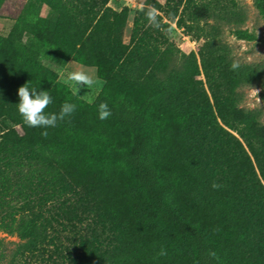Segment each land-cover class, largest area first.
I'll return each mask as SVG.
<instances>
[{"label": "trees", "instance_id": "obj_1", "mask_svg": "<svg viewBox=\"0 0 264 264\" xmlns=\"http://www.w3.org/2000/svg\"><path fill=\"white\" fill-rule=\"evenodd\" d=\"M37 1L46 9L44 16L24 11L0 36V230L18 239L10 253L0 238V264H31L30 255L39 264L72 261L44 208L84 183L116 173L122 175L119 192L138 218L155 225L190 264H249L231 230L204 213L188 195L186 178L168 169L156 115L199 90L193 53L179 69L168 70L171 55L161 47L159 28L150 26L146 6L133 10L125 43L126 6L114 8L108 0ZM210 3L164 0L151 7L189 34L190 23L183 18L207 17ZM254 3L264 16V0ZM68 60L95 68L102 85L93 102L82 112L76 107L56 127L25 124L30 133L20 135L15 128L24 124L17 110L18 88L28 83L53 94L57 74L51 66ZM157 73L166 74L163 81ZM260 98L264 100V88ZM101 102L112 113L104 120L98 114ZM233 115L264 138L256 114L235 105Z\"/></svg>", "mask_w": 264, "mask_h": 264}, {"label": "rangeland", "instance_id": "obj_2", "mask_svg": "<svg viewBox=\"0 0 264 264\" xmlns=\"http://www.w3.org/2000/svg\"><path fill=\"white\" fill-rule=\"evenodd\" d=\"M163 1L108 0L111 7L129 9L123 42L128 40L133 10ZM24 11L46 14L37 0H5L0 6V36ZM158 15V40L171 55L168 70L179 69L192 52L198 69L195 79L200 82L196 93L156 115L168 169L186 178L188 195L204 213L231 230L249 264H264V138L255 136L233 115L236 105L256 114L264 127V100L260 98L264 88V16L254 0H211L207 17L192 22L183 18L191 26L187 34L161 12ZM234 60L240 64L236 71L230 68ZM51 68L57 76L52 83L53 102L46 113L60 110L65 101L77 105L78 112L84 111L102 81L98 78L97 87H81L75 93L64 79L76 68L94 73L95 68L72 60ZM166 74L157 73V78L163 81ZM15 128L20 135L30 133L25 124ZM121 177L116 173L84 183L44 208L63 253L73 258L63 264H190L188 256L171 245L155 225L138 218L119 192ZM214 181L223 187L213 189ZM0 238L7 252L14 251L18 239L13 233L0 230ZM161 246L167 255L157 257ZM29 260L39 264L35 256L30 255Z\"/></svg>", "mask_w": 264, "mask_h": 264}, {"label": "clouds", "instance_id": "obj_3", "mask_svg": "<svg viewBox=\"0 0 264 264\" xmlns=\"http://www.w3.org/2000/svg\"><path fill=\"white\" fill-rule=\"evenodd\" d=\"M145 15L150 26L159 28L160 25L157 19L158 12L154 7L147 8ZM239 67V62L235 60L230 64V68L233 71L238 70ZM64 83L72 86L75 93H78V89L81 87H86L90 90L97 87L99 80L94 72H90L83 68H76L66 73ZM37 89L38 88H30L28 83H25L18 88L19 103H17V110L19 115L22 117L24 124L27 126L45 129L49 127H56L58 120H63L65 117H69L75 112L77 106L74 103L65 101L61 105L59 113H46L45 110L53 102L52 97L49 94V91H38ZM92 102L93 100L89 99V103ZM98 114L101 120L107 119L111 116V110L106 102H101L99 104ZM41 135L47 137L48 132L43 131ZM211 186L213 189H220L223 187L215 181ZM166 255V248L161 246L159 252L157 253V257Z\"/></svg>", "mask_w": 264, "mask_h": 264}]
</instances>
